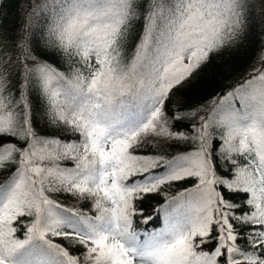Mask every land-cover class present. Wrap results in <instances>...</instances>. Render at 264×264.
Returning a JSON list of instances; mask_svg holds the SVG:
<instances>
[{
  "label": "snow or ice",
  "instance_id": "snow-or-ice-1",
  "mask_svg": "<svg viewBox=\"0 0 264 264\" xmlns=\"http://www.w3.org/2000/svg\"><path fill=\"white\" fill-rule=\"evenodd\" d=\"M23 7L24 23L10 35L0 0V173H12L0 183V264H264V47L206 114L170 108L173 90L204 71L212 52L238 50L251 18L264 17V0ZM44 14L51 23L42 51L58 55L67 74L31 45L32 21ZM33 93L52 135L32 126ZM186 119L194 135L181 130ZM168 141L192 150L172 159L141 151ZM221 159L235 171L218 174ZM161 163L163 175L155 171ZM189 180L194 187L161 207L141 206L164 185ZM57 197L90 200L94 215ZM152 211L164 227L149 232Z\"/></svg>",
  "mask_w": 264,
  "mask_h": 264
},
{
  "label": "trees",
  "instance_id": "trees-1",
  "mask_svg": "<svg viewBox=\"0 0 264 264\" xmlns=\"http://www.w3.org/2000/svg\"><path fill=\"white\" fill-rule=\"evenodd\" d=\"M24 0H3V11L6 13L3 19L8 27L10 35H14L16 30L21 27L24 23ZM51 23L50 14L40 15L33 19L31 26V35L29 36L31 45L34 47L37 53H39L44 59L51 62L59 71H63L67 74L68 65L65 64L58 55L45 53L42 51L45 39L47 37V31L49 24ZM264 47V25L262 24V17L257 18L253 16L251 18L250 27L248 34L244 42L240 45L238 50L228 51L225 50L223 54L212 52L211 62L205 64L204 71H199L198 74H194L190 83L184 87H180L178 91L175 89L174 95H171L170 108L175 111L177 108L183 109L181 113L184 116H190L193 111L199 114H206L208 109L212 106V102L221 98V93H227L230 87L233 86L236 81L250 72L253 66L257 65V61L260 55L261 48ZM16 93L14 92L13 95ZM32 110H31V123L36 131L43 135L49 136L53 134L54 125L49 121L46 113V106L43 105L38 96L33 93L31 96ZM233 103L239 108V101L234 100ZM171 124V121H169ZM199 124V120L195 121ZM193 121L186 119L181 122V130L187 131L190 135L195 134V128L192 127ZM63 135V134H61ZM78 135V134H77ZM215 137V133H214ZM64 139H69L67 135H64ZM217 151H219V145L222 141L216 138ZM192 150L190 143L183 141L174 142L168 141L161 143L159 146L149 144L147 149L141 150L148 154H155L156 156H162L166 159H172L173 157L187 153ZM237 162L240 163L242 158L237 157ZM61 166L72 165L70 160L58 161ZM74 166V165H72ZM232 168L235 171V166L231 161H225L221 159L217 165L218 174L227 173V169ZM155 171L163 175L164 165L161 163L160 167ZM231 175V174H229ZM11 172L0 173V183H7L11 180ZM194 187V181L189 180L185 182H174L171 185H164L163 191L159 194H152L142 203V207L148 210L157 209L162 205L166 204L176 197L181 191L185 189H191ZM245 194L240 193L239 196L234 197L239 199ZM57 202L62 206H67L74 210L79 209L86 214H93L94 211L91 209V201H78L75 198L65 199L64 197H57ZM137 203H141L137 201ZM247 208V204H244ZM154 217L147 225L149 232L158 230L164 227L163 216H158L155 211L151 212ZM23 220L30 221L31 218L24 217ZM21 231L16 234L19 239L24 238L26 231L25 225H21ZM140 227H145L140 225ZM54 242L66 244V241H61L60 238L49 237ZM244 239L238 238V246L243 250ZM79 246L73 249L74 252L79 251Z\"/></svg>",
  "mask_w": 264,
  "mask_h": 264
},
{
  "label": "rangeland",
  "instance_id": "rangeland-1",
  "mask_svg": "<svg viewBox=\"0 0 264 264\" xmlns=\"http://www.w3.org/2000/svg\"><path fill=\"white\" fill-rule=\"evenodd\" d=\"M262 24L264 25V17H262Z\"/></svg>",
  "mask_w": 264,
  "mask_h": 264
}]
</instances>
